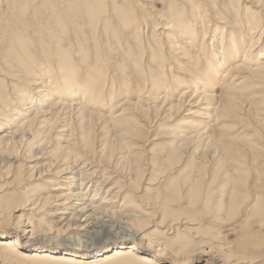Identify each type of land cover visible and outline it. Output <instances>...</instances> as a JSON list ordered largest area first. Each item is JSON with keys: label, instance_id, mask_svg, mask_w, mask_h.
<instances>
[{"label": "rangeland", "instance_id": "374dc122", "mask_svg": "<svg viewBox=\"0 0 264 264\" xmlns=\"http://www.w3.org/2000/svg\"><path fill=\"white\" fill-rule=\"evenodd\" d=\"M167 1L169 2L168 4H173L169 6L165 5L163 0L157 1L155 9L158 10V13L169 15L175 12L173 19L176 23H180L179 19L181 17L189 16L188 11H176L179 1ZM209 2L220 14L227 17L230 23L236 19L237 25L243 29L250 22L247 20V13L252 16L255 13L260 16L262 13L260 20L264 22V0H209ZM231 3H234V5ZM139 4L142 7L147 5L143 0H20L17 5L19 10L17 11H13L6 3L0 7V28H2V31L8 27L10 20L15 19V29L18 28L20 31L29 32L28 38L24 37L26 48L8 56L9 65L4 62L3 57H0V61L3 63L0 64V78L6 79V81L0 79V91L3 88L6 89L5 93L3 92L4 94L0 93V96L6 102L14 105L18 103V111L22 114L25 112L22 110L25 108L24 105L28 104L29 99L33 97L32 94L36 92V86L32 85L35 81L44 83L46 86L45 94L49 93L50 98L54 99L59 95L57 92L62 86L63 88L70 86L75 87V89L78 88L79 91L81 90L80 94L73 99L76 101L82 100L86 102L84 105L87 106L93 102L91 106L95 108L91 107L84 113L83 108L74 109L72 107L67 109L58 118L60 121L59 125L62 126L60 131L65 130V126L70 123L73 127L72 131L78 138L88 137L92 141L91 147L79 150V152L81 151L80 155L77 151V157H83L87 163L91 164L90 166L87 164L85 169L90 175H92L91 171H96V174L91 177L84 173L81 176L60 174L61 170L74 165V158L68 155L62 156L63 158L60 159L61 163L52 165L53 167H50V169L46 166L51 159H55V154L58 152H60L58 154H64L63 151L73 146L68 143L70 140L69 132L62 134V139L52 141L53 143L45 153L35 152L32 161L22 156L21 150L23 149L22 151L24 152L26 151L25 148L20 149V146L17 149L10 148L9 150L11 151H7L3 156L4 158L6 157V162L9 164L10 161L15 163L19 160L21 163L18 166L17 164H9V167L3 164L0 167V233H11L13 229L24 227V225L30 223L28 230H31V232L22 237L26 242L31 234L38 235L42 232H53V235H56L59 230H62V233L66 231L68 224L75 228L76 220L67 221L71 216L70 214L63 216V218L54 216V211L63 208L61 205L62 200L57 201L56 197L62 193L66 195L71 191L62 184V181L69 176L76 177L77 187L83 180V183H86L83 187L86 200H83V202L75 201L76 206L82 207L84 204H89V201L97 192V197L94 198L92 204L95 207L100 206L102 208L99 210L93 208L96 209V213L109 211L112 214L118 212V216H116L117 213L115 214L116 217H119L122 221L124 220V222L125 219H128L126 220L127 223H125L130 228L140 230L147 237L158 234L163 235L164 231L167 230L166 227L171 225V223H175L177 220L175 218H188L186 220H190L194 230L198 231L203 226L207 227L211 221L202 222L199 219L200 217L197 218L198 214L206 213L224 217L229 214L232 245L228 251L236 259H240L239 264H264V78L252 80L249 70H242L241 75L236 79H228L224 77L223 69L222 72H219L220 75L217 76V81H215L214 86L216 88H211L206 83L210 71L208 68L206 69L204 63L200 64L193 60L188 63H192L197 67V71L200 73L196 74H199L205 80H197L191 77L190 81H185L186 74H181L184 73L183 65L173 66V74L168 75L167 78L162 73V65L170 64L171 66V63H176L173 60L183 57L177 50H172L170 47L167 48V52L171 57H162L157 54L153 58H148V62L141 66V60L138 59L140 56H128L133 47L137 46L139 49L156 47L160 44V40L173 43L175 38L171 39L165 31L163 32L164 35L159 33L157 38H153V32L156 31V27L152 23H145L142 18L121 20L119 16L123 15V13L115 14L114 12V9L125 10V8H133L139 11L141 9ZM85 8L91 12L94 8V11L104 10L109 12L104 15V21L100 20L101 22L97 21L91 24L96 27L94 28L89 27V15L92 13H86ZM78 10L82 12V15ZM52 13L57 14L59 17L57 15L54 16L55 14L53 15ZM67 14L70 19L69 17L67 18ZM209 14L210 10H208L206 5V9L203 10L201 15L208 16ZM60 19L63 22L62 25L68 26L69 33H65V38H59L63 40V43H60L59 46L57 41L55 43L53 38H50V34H39L38 30L47 25L53 27L56 22H61ZM110 20L111 22H109ZM104 25L106 28H104ZM137 25L143 29L139 30L136 28ZM180 25L188 28L190 21H184ZM48 26L47 29H49ZM78 27L81 29H78ZM158 27L161 29L160 26ZM221 27H223L222 24L218 28L221 29ZM83 28L85 29L82 30ZM161 30L163 31V28ZM215 30H217V38L219 40L222 30L216 28ZM54 31L50 30V33ZM107 31L108 34H106ZM189 31L191 33L192 29ZM225 31H227L224 35L225 39L227 37L238 38L240 35H237V33L234 35L235 29L226 28ZM70 33V37L67 36ZM76 33L78 34L76 35ZM85 33L87 34L85 35ZM82 34H84L85 38L86 36L88 38L84 40L85 38L81 36ZM173 35L176 36V34ZM190 36L191 34L185 35V39H190ZM76 37L77 39H75ZM126 37L131 42L130 44L123 41ZM68 38L73 40L72 46L67 44ZM80 38L83 40H81L80 45L86 42L85 46L82 45L81 48L79 46L75 47L76 40H80ZM103 39L107 40L104 41ZM90 40H92L91 44L88 43ZM202 40L203 34L199 33L195 42L199 43ZM262 40L264 42V34ZM2 44L3 41L0 40V45ZM97 44L102 48L100 49L102 52L92 46ZM179 44L177 46L185 47L181 42ZM240 46L243 51H247L250 47V40L243 41ZM103 47H108V49L106 48L108 51ZM66 48L77 50V54L73 52V58H65L63 62L56 56H58V51L63 52ZM230 48L222 54L227 59L232 57L230 54L233 50ZM80 51L86 54L81 65L80 56L78 55ZM188 51H190L192 56L199 55L192 47L188 48ZM17 54H23L25 59H20ZM51 54L54 57H50ZM99 54L102 56L103 61L100 66L97 65ZM204 56L208 58L207 54ZM242 56L243 53H238L232 62H238L239 59H242ZM253 58L257 59L258 54L254 53ZM96 67H100L108 74H105L106 76L102 74L103 76H100V78L98 72L95 71ZM165 69L167 70V68ZM61 70H64L63 73L60 72ZM69 70L73 71L71 75ZM61 75H65L66 80L64 82H58L59 76L62 80L64 79ZM94 77L99 78L98 82L96 81L97 84L95 83V88L99 87L97 86L99 83L105 89V93L99 98L102 100L96 104V101H93L90 96L83 100L84 87L82 85L91 83L90 78L93 79ZM167 80L168 84H173L172 86L176 84L175 87H178V89L174 87L173 96H169L173 99L172 102L176 101L183 91H193L192 89L196 86L210 91L222 103L216 119L207 120L193 115L192 112L197 111L194 106L184 107L181 113H175L174 111L172 118L167 116L169 114L168 111L157 117L158 114L154 113V104H151V108L148 110H145L147 107H145L144 111L138 109L139 107L137 108L138 110L134 109V104L137 105L141 99V94L137 91L139 88L142 90L147 89L154 93L158 90L160 93L159 90L164 87L163 84ZM232 82L235 86L242 83L240 85H246V89L239 88V85L235 88L236 90L230 92L227 86H232ZM182 83H185V88ZM163 91L161 95L166 94ZM241 95H243V99L240 98ZM23 97H25L24 104L20 105L19 102ZM235 97L238 99L234 101L235 104L233 102L228 104V98ZM241 99L243 100L242 104L239 102ZM44 100L47 101L44 102L46 105L44 108L48 110L51 103L48 102V99ZM68 100L72 99L68 98ZM217 105L219 106L218 103ZM116 106L120 107L117 110V114L124 113L126 110L124 116L126 120L124 122L118 121V123H115L117 119H114V121L111 118H109L110 120L108 119L113 107ZM168 109H170V106L167 107ZM2 110L0 109V116L3 114ZM166 113L168 114L166 115ZM21 114L20 117L24 118V114L22 116ZM91 116H100V119L92 123L93 126L86 125L87 119ZM47 118L49 121L52 116L49 115ZM200 130L201 132L203 131L202 134L204 135L195 142V146L198 144L196 148L192 150H186L185 147L177 148L183 142L182 136H185L186 133L192 135ZM1 132L2 129H0V134ZM129 134L131 137L127 138ZM27 138L29 139L30 137ZM44 138L45 136L42 133H37L32 141V147L36 148L37 145L44 141ZM77 152L74 151L73 154L76 153L77 155ZM25 154L27 156L29 152L27 151ZM61 176L63 177L62 179L60 178ZM82 176L89 177V180L83 179L79 181ZM65 181L63 183L68 184ZM102 181L106 183H102ZM58 187L65 190L59 191L57 190ZM77 189H73L71 193L77 194L82 191ZM46 198L50 203L44 200ZM106 198H112L113 202L109 205H103L102 201ZM37 199H39V202H37ZM27 201L28 203L26 204ZM69 210L72 211V209ZM132 215L136 217V220L131 218ZM115 219L118 220L117 218ZM52 221L56 222L54 224L55 227L51 225ZM167 223L168 225L166 226ZM77 228H80L79 225ZM112 236L105 234L103 238L101 237L102 239L100 238V240L86 245L87 247L72 241L63 244V246L65 248L77 247L79 250L97 249L91 256L94 259H98L100 255L105 253L102 251V247L120 239H127V237L119 233ZM31 242L35 247L40 245L39 242L52 244L48 240L39 238ZM39 247H36L37 250H39ZM56 249V246H52L45 250L52 251ZM112 250L107 249L108 252H112ZM23 255H21L22 257H16L10 254L8 247L5 249L0 247V264L44 263H39L35 258L27 261L23 258ZM64 260L65 258L57 261L52 260L47 264H66V260ZM127 260L137 264L134 263L132 254L126 256L125 261H117L113 264H127ZM181 262L178 263L180 264Z\"/></svg>", "mask_w": 264, "mask_h": 264}, {"label": "bare ground", "instance_id": "6f19581e", "mask_svg": "<svg viewBox=\"0 0 264 264\" xmlns=\"http://www.w3.org/2000/svg\"><path fill=\"white\" fill-rule=\"evenodd\" d=\"M143 1L147 3V5H144V7H142L141 4H139L141 6V9H139V11L133 8H125V10L121 9L122 11L120 9L118 10L114 9V12L115 14L123 13V15L119 16V19L121 20L142 18L145 23H149V22L152 23L154 27H156V31H157V32L156 31L153 32V38H157L159 33L161 35H164L163 32L165 31L167 32L166 34H168L171 39L175 38V40L173 43L162 42L160 40V44L156 47H149V48L143 47L142 49H139L137 46L133 47V49L128 54V56L129 57L135 56V55L140 56V58L138 59L141 60V66H143L146 62H148V58H153L157 54H160L162 57L170 56V54L167 52V48L170 47L172 48V50L174 49L177 50L178 53L183 55V57L179 59L176 58L175 60H173L176 63L175 64L171 63V66L170 64L162 65L161 67L163 68L162 73L164 77H167V78H168V75L173 74L172 73L173 66L178 67L180 65H183L184 73H181V74H186L185 81H188V80L190 81L191 77L197 80H205V79H202L199 76V74H196V73H200L197 71L198 68L195 67L192 63L191 64L188 63L192 60L197 61L200 64L204 63L206 65V69L208 68V70L210 71L209 72L210 75L206 83H208V85H210L211 88H216V86H214L215 81H217V76L220 75L219 72H222L223 69H224V72H223L224 77L228 79L230 78L236 79L237 77L241 75L242 70H249L252 80H255L256 78H264L263 77L264 75V42L262 40V37L264 34V22L260 20L262 17L261 16L262 13L260 14V16L256 13L253 14V16L247 13L248 14L247 20H249L250 22L246 24V26L243 29L237 25L236 19H234L233 22L230 23L227 20V17H224L223 14H220L218 10H216L213 7V5L209 2V0H174V1H179L176 11L185 10L189 12V16H183L179 19L180 23L184 21H190V26L192 27L190 28L189 26L188 28H186V26L180 25V23H176L174 21L173 15L175 12L169 15L158 13V10L155 9V6L158 0H143ZM159 1H162V0H159ZM163 1L165 5L171 6L173 4V3L168 4L169 2L167 0H163ZM5 3L13 11L19 10L17 8V5L20 3V0H12V2H10V0H0V7H2ZM205 3L208 7V10H210V14L208 16L201 15L203 10L206 9ZM231 4L234 5V3H231ZM21 6H18V7L20 8ZM51 6L53 5L51 4ZM85 9H86V13H89V14L92 13L89 15V19H90V21L88 20L90 24L89 27H94L91 24H94V22L96 23L97 21L103 20L104 15L108 14L109 12V11H104V10L94 11L95 10L94 8L93 10L94 13H93V11L91 12V11H88L87 8ZM80 10L78 11L80 12ZM106 10H109V9H106ZM82 12H80L81 15H82ZM14 15H15V12H14ZM56 15L57 14H55L54 16ZM85 16L87 17V15ZM68 17L69 16L67 14V18ZM109 22H111V20ZM55 24L56 25L55 26L53 25V27L51 25L48 26L46 24L49 29H47V26L42 27V29L40 28L38 30V33L39 34H46V33L50 34V38H53L54 42L57 41L58 45L60 46V43H63L62 42L63 40H60L59 38L66 36L65 33L66 34L67 32L69 33V30L67 28L68 26L66 27L65 24L62 25L63 24L62 20L61 22L59 23L56 22ZM221 24L223 25V27H221L220 29L218 27H220ZM14 25H15V19H12L8 22V27H6L4 31H2V28H0V40L3 41V44L0 45V57H3V60L7 65H9L8 56L12 55L13 53L17 51L24 50L26 48L24 37L28 38V35H29L28 31H25V30L20 31L18 28L15 29ZM106 26H107V23H106ZM158 26H160L161 29L163 28V31ZM57 27L59 28L57 29ZM85 28H83L82 30H84ZM104 28H106L105 25H104ZM136 28H138L139 30L143 29L139 25H137ZM215 28L218 30H222V35H221V38L219 37V40L217 38V30H215ZM226 28L235 29L234 35L236 33L237 35L240 34L239 37L238 38H234V37L228 38L227 37V39H225L224 35L225 33H227V31H225ZM78 29H81V28L78 27ZM190 29H192L191 33L189 31ZM50 30H55V31L50 33ZM199 33L203 34V40L197 43L195 42V40L198 38ZM77 34L78 33H76V35ZM86 34L87 33H85V35ZM106 34H108V31ZM173 34H176V36ZM187 34H191L190 39H187V38L185 39V35ZM69 35H71V33L68 34L67 36ZM81 36L85 38L84 34H82ZM77 37L75 39H77ZM86 38L88 37L86 36ZM86 38L84 40H86ZM127 39L128 38L126 37V39L124 38L123 41H125V43L130 44L131 42L128 41ZM178 39H179V42H181L182 45L185 46L184 48L177 46L179 44ZM65 40L67 41V39ZM81 40L82 39L80 38V40L79 39L76 40V43L74 42L75 47L79 46L81 48L82 45L85 46L84 44L86 42L80 45ZM103 40L106 41L107 39L106 40L103 39ZM246 40H250V47L248 48L247 51H243V48L240 46V44ZM72 41H73L72 39L68 38L67 44L71 45ZM91 41L92 40L88 41V43L91 44ZM142 42L144 41L142 40ZM92 46H94V48H97L99 50L102 49L98 44L92 45ZM101 46H104V45H101ZM75 47L73 46V48ZM190 47H192L196 52H198L199 55L192 56V54L190 53L191 50L188 51V48ZM73 48H70V49L66 48L63 52L58 51V56L56 57L57 58L59 57L62 61L65 60V58L71 59V57L73 56L72 55L73 52L75 53L77 52V50L75 51ZM103 48L108 49V47H103ZM228 48H230L233 51L230 54L232 55V57L228 56L229 58L227 59L222 54H224ZM107 49L106 51H108ZM79 53L80 54L78 55L80 56L79 61L81 62L80 63L81 65L84 62V57L86 56V54H83V51L82 52L80 51ZM238 53H243L242 59H239L238 62H232L235 60ZM254 53L258 54L257 59L253 58ZM205 54L208 55V58H205L204 56ZM17 55L20 57V59H25V56L23 54H17ZM174 55L179 57L177 54H174ZM50 57H54V55L51 54ZM101 57L102 56H100L99 54L97 58V61H99L97 65L99 66L102 65V62H103ZM230 61H231V65H230ZM0 64H3V63H1L0 61ZM165 68H167V70ZM63 71L61 70L60 72L63 73ZM95 71L98 72L99 77L103 76L102 74H104V76L108 74L107 72L102 70L100 67H96ZM72 73L73 71L69 70V74L71 75ZM149 73L148 75H150ZM62 78L64 79L62 80L59 76L58 82H64L66 80L65 75H63ZM0 79H2V81H6V79H3V78H0ZM87 80L88 81L91 80L92 82L89 84L82 85L84 87V91H83L84 99L83 100H85L88 96H90L92 97L93 101H96L95 102L96 104L98 101L102 100L99 98H101L102 94L105 93V89L99 83L97 85L99 87L95 88L98 82L97 80H99V78L94 77L93 79L90 78V80L89 79ZM182 84L184 85L183 87L185 88L186 87L185 83H182ZM240 84L242 83H239V85ZM32 85L36 86L35 87L36 92L35 94H32L33 95L32 99H29L28 104L24 105L25 108L23 107L24 109H22L23 111L26 112V113L25 112L22 113L25 116L24 118L20 117L21 113L20 111H18V103H16L17 104L16 106V104L14 105L10 102H6L5 100H3L2 96H0V109H3L2 110L3 114L0 116V129H2V132L0 134V159H1L0 167H2L3 164H6L8 166L9 164L11 165L17 164V166L20 165L21 162H19V160L16 161L15 163L13 161H10V163L8 164L5 159L6 157L5 158L3 157L7 151L8 152L11 151L9 150L10 148L13 147L17 149L18 146L21 147L20 149L25 148L26 151L23 152L22 151L23 149L21 150L22 156H24L27 160L32 161L34 159L35 152L45 153V151L49 149L50 145L53 143L52 141L62 139V134H64L65 132H69L70 140L68 143H70L73 146L71 148L68 147L65 151H63L65 155L62 153L58 154L60 152L55 154L54 156L55 159L54 160L51 159L50 162H48L47 165L46 164L45 165L49 167L50 169V167H53L52 165L61 163L60 159L63 158L62 156L68 155L69 157L71 156L74 158V162H73L74 165L68 166L65 169L61 170L60 174L62 175L76 174L77 176H81L83 175L82 173H84V174L90 175V173H88L85 170L87 168L86 165L89 163H87V161H85L83 157L78 158L77 156H78L79 150H81L82 148L84 149V148L91 147L92 141L88 137H82L81 139L78 138L77 135L72 131L73 127L70 123L65 126V130L60 131L62 126L59 125L60 121L58 118L67 109H70L72 107H74V109L83 108L84 109L83 113L88 111L89 108L91 107L95 108L91 106L93 102H91V105L89 104L87 106V105H84L86 102L82 100L81 101L74 100L73 98L76 97L81 92V90L79 91L78 88L75 89V87L67 86L63 88L62 86L61 89H59L57 92L59 93V95L54 99V98H50L49 93L45 94L46 86L44 83L35 81L34 83H32ZM163 85L164 87H162V89L159 90L160 93L158 92V90L156 91V93H154V92L148 91L147 89L142 90L141 88H139L137 91L139 94H141L140 96L141 99L137 105L134 104L133 106L134 109L136 110L139 107L138 109H141L142 111H144L145 107H147V109L145 110H148L151 108V104H154L153 106V108L155 109L154 113L156 112L158 114L157 117H160L162 113L168 111L169 114L166 113V115L168 114L167 116L169 118H172L173 116L172 114L174 111L175 113H179V112L181 113L184 107L194 106L197 108L196 109L197 111L192 112V114L195 116H199L207 120L208 119L214 120L216 119V116H218V113H219L218 110H219V107L221 106L220 104L222 103L219 102L215 98V96H213L212 93H210V91L208 90L206 91V89H204L203 87L201 88V87L196 86L194 87V89H192L193 91L185 90L183 91L181 96H179V98L176 99V101L172 102L173 99L169 96H173L172 93L174 92L173 89L176 88L175 87L176 84L172 86L173 84L172 85L168 84V80H167L166 83H164ZM229 86L230 85L227 86V89L230 90V92H232V90L233 91L236 90L235 88L238 87V86L233 85V82H232V86L230 87ZM239 88L245 90L246 85H240ZM176 89H178V87ZM5 90L6 89L3 88L0 91V93L1 92L5 93ZM162 90H164L163 92L166 93L165 95H161ZM68 98L72 100L69 101ZM240 98L243 99V95H241ZM24 99L25 97L21 99V101L19 102L20 105L24 104ZM44 99H48V102L51 103L48 107V110H45L44 108L46 107L44 102H47ZM242 99L239 100L240 104L243 103ZM228 100H229L228 104H230L232 102L234 103V101H237L238 99L237 97H235V98H230V99L228 98ZM217 103L219 104V106L217 105ZM169 106H170V109L167 110V107ZM119 109H120L119 106L113 107L111 115L108 117V119L111 118V120L113 121L114 119H117L116 120L117 122L115 123H118V121L124 122L126 120L124 117L126 110L124 111V113L117 114V110ZM49 115L52 116V119L48 121L47 117H49ZM147 115H150V114H147ZM97 119L99 120L100 116H91L89 117V119H87L85 124L91 126L92 123H95V121H98ZM5 128H7L8 130L7 129L3 130ZM202 132L201 130L196 131L192 135L191 134L189 135L188 133H186L185 136H182L183 138V142H181L182 144L180 143V145H178L177 148L185 147L186 150H189V149L192 150L193 148H196L198 144L195 146L196 144L195 142L199 138H201V136L204 135L202 134ZM37 133H42L43 136H45V138H44V141L40 145H37L36 148L35 147L33 148L32 141L36 137ZM27 137H30V138L28 139ZM129 137H131L130 134L127 135V138ZM172 137H176V136H172ZM63 139L65 140V138ZM80 140L82 141V143ZM72 149H75V150L72 151ZM27 151L29 152V155L26 156L25 153ZM74 151L75 152L78 151L77 155L76 153L73 154ZM80 152H79V155L81 154ZM45 165H43V167H45ZM81 165L83 166L81 167ZM90 165L91 164H89V166ZM91 172H92V175H90V177L96 174V171H91ZM60 178L62 179L63 177L61 176ZM83 179L89 180V177L82 176V179L79 181H82ZM64 180H66L68 184L63 183ZM64 180L62 181V184L71 191L67 193L66 195L62 193L60 196L56 197L57 201L62 200L61 205L63 208L60 210L54 211V216L63 218V216L70 214L71 216L68 218V220L66 218V220L67 221H71V219H73L74 221L76 220L77 221V224H75L76 227L73 228L71 227V224H68V227H66L67 228L66 231L62 233V230H59L57 231L56 235H53V232H49V233L42 232V233H39L38 235L31 234L28 240L35 241L36 239L39 238V239L48 240L49 242H52V244L45 243V242H39L40 245H37L36 247L37 248L38 246L40 247H39V250H37V248L35 247V245H33L31 241L27 240L25 242L22 238L25 234H28V232H31V230H28V226H30V223H28L27 225H24V227L13 229L11 233L9 232H7L6 234L5 232L2 234L0 233V247L2 248L4 247V249L8 247L10 249V254H13L16 257L18 256L22 257L21 255L24 254L23 258L25 260L29 261L31 260V258H35L37 261H39V263L44 262L43 264L45 263L47 264L49 261H52V260L53 261H57L59 259L61 260L62 258H65L66 264H87V263H92V262L94 264H113V263H116L117 261H125V257L130 254L133 255V261L134 263H137V264H179L178 262L180 261H182L180 264H239L240 262V259H236L235 256L232 253H230V251H228V249H230L232 245V236L230 232L231 223L229 222V220L231 219H230L229 214L227 217H224L221 215H212V214L208 215L206 213L198 214L197 218L200 217L199 219L202 222L207 223V220H211L207 227L203 226V228L199 229L198 231L194 230V226L192 222H190V220H186L188 218L186 219L185 218L184 219L175 218L178 221L177 220L175 221L174 219L175 223L173 224L171 223V225H168L167 223L166 224V226L168 225L166 227L167 230L164 231L163 235L158 234L152 237L151 236L147 237L140 230H134V228H130V226L126 224L127 223L126 220L128 219H125V222H126L125 223L124 220L122 221V219H119V217H116L118 216V212H115L112 214L109 211H104L99 214L96 213V209L99 210L102 208L100 206L95 207L92 204L94 198L97 197L96 195L97 192L93 195V198L89 201V204H84L82 207L76 206L75 201L83 202V200H86L85 195L83 193V187L86 183L85 182L83 183L84 181L83 180L80 183V185L77 187L76 186L77 184L75 182L77 181L76 177L67 176ZM88 183L90 182L88 181ZM102 183H106V182L102 181ZM58 185H61V184H58ZM59 188L61 187H58L57 190L59 191L65 190V189H59ZM77 188L82 191H80L77 194H73L74 192L71 193L73 189H77ZM44 200H47V198ZM37 202H39V199H37ZM46 202L50 203V201L48 200ZM112 202H113L112 198L110 199L106 198L102 201V204L109 205ZM27 203L28 201L26 202V204ZM26 204L24 205L26 206ZM93 208H96V209H93ZM69 209H72V211ZM116 213L117 215L115 216ZM230 215L232 214L230 213ZM115 218H117L118 220H116ZM131 218H133V220L135 218L136 220V217L134 215H132ZM54 224H56V222L52 221L51 225L54 226ZM78 225L80 228H77ZM69 227H71L70 230H68ZM122 230H124L123 231L124 233L122 232ZM118 233L124 237H127V239L125 240L120 239V240H117L116 242L110 243L109 245L102 247V251L105 253L100 255L99 256L100 258L98 259H94V257L91 256V254L97 249L91 248L90 250L88 249L79 250L77 249V247L65 248L63 246V244L72 241L80 245L82 244L84 247H87L86 245L92 244L93 242L100 240V238L101 237L103 238L105 234L110 235V236L112 235L115 236ZM214 242L219 243L220 245L218 247V250L215 251V254L217 253L215 260L211 261L209 258L205 257L207 256L206 250L200 247H202L204 243H208L209 245H211ZM52 246H56L57 249L52 250V251L45 250ZM107 249H113V250L112 252H108ZM69 255H73V256H69ZM169 260H173V261L170 262ZM126 263L133 264L129 260H127Z\"/></svg>", "mask_w": 264, "mask_h": 264}]
</instances>
